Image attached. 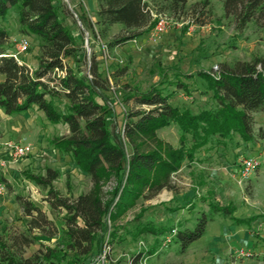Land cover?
<instances>
[{
  "label": "rangeland",
  "instance_id": "obj_1",
  "mask_svg": "<svg viewBox=\"0 0 264 264\" xmlns=\"http://www.w3.org/2000/svg\"><path fill=\"white\" fill-rule=\"evenodd\" d=\"M54 1L62 22L76 36L80 47V60H69L70 67L87 79L91 76L90 66L95 56L102 76L108 81L106 87L99 90L97 99L104 101L110 109L112 128H122L128 110L143 109L136 99L125 102L134 91L160 89L164 95L170 96L169 102L174 107L198 114L214 106V101L208 82L197 74L208 72L216 76L222 65L264 60V19L260 25L251 23L245 31H239L233 19L225 17L224 0H187L189 8L200 4L197 11L190 10L188 16L179 18L169 12L164 13L181 26L169 29L160 41H154L149 32L112 50L107 48V43L122 32L121 26H114L104 38L96 36L79 18L80 13L85 12L96 20V0ZM205 1L209 3L207 8L203 5ZM202 11L203 16L200 15ZM196 17L201 21L196 22ZM0 28L11 32L9 50L17 55L20 62L39 66L41 42L22 33L17 8L0 20ZM95 30L100 28L96 26ZM22 40L30 43L24 53L19 52ZM126 67L128 73L118 76V71ZM186 74L196 76L190 79ZM178 81L187 85L186 88L179 86ZM56 102L59 111L66 112L67 102L64 99ZM41 114L0 118V162L13 167L15 175L7 194L0 195V235L5 231H25L20 221L23 210L16 201V196L22 195L47 209L61 230L54 240H42L45 245L55 246L64 241V213L48 211L44 203L46 190L28 175H44L49 168L57 170L60 177L55 187L64 195L88 193L94 185L72 156L63 154L54 145L56 138L70 135L68 126L51 124ZM261 127H264V113L255 115V130ZM182 135L180 126L175 123L158 132L165 145L179 148L185 142L189 149L194 144L192 135H186V139ZM11 143L25 147L27 154L13 159L10 156ZM224 145L240 150L246 148L248 156L261 160L260 169L243 183L235 185L229 172L224 171L223 161L217 157V149ZM2 175L0 170V178ZM237 178L240 179V173H237ZM169 187L151 200L137 197L125 211H109L106 217L108 232L102 252H95L89 259L90 263L129 264L134 255L144 252L146 257L142 264H264V141L245 143L237 134L228 140L211 137L195 152L193 160L186 158L183 166L170 176ZM118 188L119 182L115 178L101 184L107 201L113 198ZM119 189L117 196L122 191ZM214 205L229 211L218 212ZM202 216L209 219L206 233L186 251H182L178 236L169 247L162 246L163 238L172 229H178V232L195 230ZM212 238H221L222 241L218 242L219 245L215 243L216 247L214 243L210 245ZM41 244L38 240L27 249L26 256L38 251ZM240 249L252 251L253 256L237 257L235 252Z\"/></svg>",
  "mask_w": 264,
  "mask_h": 264
},
{
  "label": "trees",
  "instance_id": "obj_2",
  "mask_svg": "<svg viewBox=\"0 0 264 264\" xmlns=\"http://www.w3.org/2000/svg\"><path fill=\"white\" fill-rule=\"evenodd\" d=\"M98 10L94 21L85 12L79 18L96 36L107 37L114 26L122 32L107 43L109 50L124 46L152 31L156 25L153 14L166 12L175 18L197 11L199 3L188 7L187 0H96ZM204 2V7H208ZM17 8L22 33L41 42L39 66L32 69L14 57L9 50L11 32L0 28V109L9 116L25 114L33 108L42 111L51 124H65L70 135L56 138L54 145L73 160L91 178L94 189L78 196L64 195L55 187L60 174L47 169L46 174L28 175L46 190L45 201L51 210L63 215V244L45 245L61 230L51 217L29 197L16 196L23 210L22 233L0 235V264H93L89 259L102 252L108 232L106 217L112 209L125 211L129 203L143 196L155 198L170 188V176L178 171L186 158L193 160L195 152L218 136L224 140L237 134L245 143L264 141V127L255 130V115L264 113V60L238 61L222 65L216 76L208 72L197 74L213 91L214 106L198 114L170 104V96L160 89L134 91L125 102L136 99L143 109L128 110L121 129L110 125V109L99 99V90L108 81L100 72L94 56L91 76L80 77L68 64L80 60L76 36L62 22L54 0H0V20ZM225 17L232 18L237 30L245 31L251 23L260 25L264 19V0H224ZM204 15V12L200 14ZM201 21L196 17V22ZM98 26L99 31L95 28ZM118 71V76L128 73ZM61 73V75L59 74ZM196 75L186 74L193 79ZM179 82V86L187 85ZM57 99L67 102L66 112L59 111ZM102 99V98H101ZM178 124L183 139L191 134L194 144L185 142L179 148L165 145L159 130ZM182 139V138H181ZM115 178L122 189L107 201L101 184ZM148 192V194H146ZM118 198V199H117ZM214 210L229 211L217 207ZM209 219L202 216L195 230L179 232L182 251L201 239ZM42 238V239H41ZM41 248L31 256L26 251L36 242ZM146 253L132 257L129 264H142Z\"/></svg>",
  "mask_w": 264,
  "mask_h": 264
},
{
  "label": "built area",
  "instance_id": "obj_3",
  "mask_svg": "<svg viewBox=\"0 0 264 264\" xmlns=\"http://www.w3.org/2000/svg\"><path fill=\"white\" fill-rule=\"evenodd\" d=\"M153 16L154 19L156 20V25L152 29L150 35L154 41H160L169 29L174 28L175 26H181L180 23L171 20L166 14L154 13ZM29 47H30L29 41L22 40L19 43V52L24 53L29 49ZM14 57L18 59L16 54H14ZM10 149H11L10 156L13 157V159L23 158L27 154V149L25 147L19 146L18 144L11 143ZM261 165H262L261 160L258 157L244 156L241 160V172H240V179H238V182L243 183L244 181H246L253 173H255L260 169ZM0 166L5 167L6 163L1 162ZM7 191H8V187L6 183L0 179V195L7 194ZM178 234H179L178 229H172L163 238L162 246L164 248H167L170 245H172ZM235 254L237 257H241V258L253 256L252 251H246L244 249L236 250Z\"/></svg>",
  "mask_w": 264,
  "mask_h": 264
},
{
  "label": "crops",
  "instance_id": "obj_4",
  "mask_svg": "<svg viewBox=\"0 0 264 264\" xmlns=\"http://www.w3.org/2000/svg\"><path fill=\"white\" fill-rule=\"evenodd\" d=\"M23 63L26 64V65H28L32 69L33 68H35V69L38 68V65H30L29 63H26V62H23ZM2 79H3V77L0 76V81ZM37 112L38 113L41 112L42 113L41 115L46 119L45 114L42 111L38 110L37 108L31 109L30 111H28L27 113H25V115L26 116H30V115H34ZM1 117L3 119L4 118L7 119V118H11L12 116H9V115L5 114L2 111V109H0V118ZM242 149L243 150H240L237 147L236 148H232V147L229 148V146L227 147L225 145L223 146V148L221 147L220 149H217V152H218L217 157L220 158L219 159L220 162L223 161L224 171H226L227 173L229 172V176L235 180V183H234L235 185H239L238 184V179L239 178H237V173H240L241 172V160H242V158L244 156L250 155V154H248L246 148L243 147ZM6 156L8 157L9 155L6 154ZM12 168L11 167H8V166L7 167L6 166L5 167H1L0 166L1 173H3V175H2L3 177H1L2 179L1 178L0 179L3 180L6 183L7 187H9V184H12V180H13L12 178L15 176ZM236 188H238V187L236 186ZM44 203L47 204V206H48L47 208H48V211L49 212H51V211L54 212L53 210L50 209L49 204L46 201H44ZM35 204L38 207H40L44 212L47 211V209H44L42 206H39L37 203H35ZM221 241H222L221 238H212L211 241H209V242H210V245H212V243H214V244L216 243L217 244L218 242H221ZM218 245H219V243H218ZM216 247H217V245H216ZM213 248H215V247H213Z\"/></svg>",
  "mask_w": 264,
  "mask_h": 264
}]
</instances>
